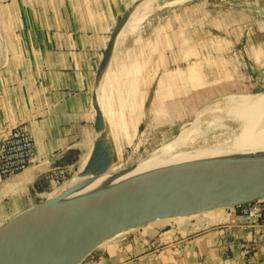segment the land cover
Returning a JSON list of instances; mask_svg holds the SVG:
<instances>
[{
  "label": "crops",
  "instance_id": "0c3cea01",
  "mask_svg": "<svg viewBox=\"0 0 264 264\" xmlns=\"http://www.w3.org/2000/svg\"><path fill=\"white\" fill-rule=\"evenodd\" d=\"M4 1L0 146L10 128L24 126L35 158L14 176L0 175V226L57 192L47 172H75L84 164L94 137L96 73L129 12L100 87L115 152L139 133L192 118L190 100L206 98L214 87L233 91L241 81L249 92L264 91V19L253 15L260 0L177 7L181 0ZM239 59L246 65L241 71ZM240 213L234 208L151 225L82 264H264V234Z\"/></svg>",
  "mask_w": 264,
  "mask_h": 264
},
{
  "label": "water",
  "instance_id": "95a60500",
  "mask_svg": "<svg viewBox=\"0 0 264 264\" xmlns=\"http://www.w3.org/2000/svg\"><path fill=\"white\" fill-rule=\"evenodd\" d=\"M195 1L181 0L173 6ZM131 14L114 28L96 73L94 137L84 164L55 194L0 226V264H82L104 245L157 222L264 201V153L161 169L74 197L138 146L140 133L130 146L115 152L100 104V87L116 39Z\"/></svg>",
  "mask_w": 264,
  "mask_h": 264
},
{
  "label": "bare ground",
  "instance_id": "6f19581e",
  "mask_svg": "<svg viewBox=\"0 0 264 264\" xmlns=\"http://www.w3.org/2000/svg\"><path fill=\"white\" fill-rule=\"evenodd\" d=\"M224 102V117L218 116L215 108L201 111L192 119L189 128L181 129L172 141L154 150L144 162L132 166L122 177L112 180L114 175L128 171L120 169L115 172L119 157L104 176L74 197L161 169L264 153V91L226 96ZM227 124L237 127L235 130H229ZM216 132L219 134L213 135ZM125 156L119 159L120 168L128 161Z\"/></svg>",
  "mask_w": 264,
  "mask_h": 264
},
{
  "label": "rangeland",
  "instance_id": "374dc122",
  "mask_svg": "<svg viewBox=\"0 0 264 264\" xmlns=\"http://www.w3.org/2000/svg\"><path fill=\"white\" fill-rule=\"evenodd\" d=\"M4 4L6 5V2L4 0H0V10L2 8L1 6L4 5ZM253 15H254L255 18L264 19V0H260V1H258L256 3ZM1 22H2V16H1V11H0V23ZM6 29L7 28H5L4 26L0 25V34H6ZM239 63H240L239 70L241 71L246 65L244 64V62L242 60H240ZM236 83H237L236 84V89L233 90V91L230 90V91L222 92V91H219L217 89V87H214L213 89L208 91V96H206V98H204V97H202L201 95L198 94L199 98H197L196 101H194V99L190 100L191 102H189V108L195 105L194 108H196V109H195L194 113H197V114L200 113L203 110H208L209 108L210 109L212 108V110H213L215 108L216 114L218 116H223L224 117V107L223 106H225V102L224 101H225V97L226 96L260 93V92H254V93L253 92H249V90L247 89L245 84L243 82H241V81H236ZM188 121H189V124H190L192 122L191 118L187 119V120H185L183 122L177 123L172 128L166 126V127L157 128V129H155L153 131L142 133L141 137L138 139V146L136 147V150H135L134 154L128 153V154H126V156L124 155L126 158H128V161L125 162L124 165L121 168L119 167V164L121 162L119 159L124 158V156H120V158L118 159V161L115 164L116 165L115 172L120 171V169L129 170L130 168H132V166L137 165V164H141L142 162H144V160L154 150H156L157 148H159L163 144H166V143H169L170 141H172L177 136V134L179 133V131L181 129L189 128L188 127L189 124L184 125ZM182 125H184V126L182 127ZM233 125L234 124H227V127L229 128V130H235L236 129L237 126L236 125L233 126ZM138 126L139 127L143 126V123H139V124L137 123V125H136L137 129H138ZM216 134H219V132H216L213 135H216ZM191 151H193V150H191ZM73 175H74V170H73V172L69 171L67 173L66 180H68ZM59 186L60 185H58L57 187H59ZM165 222H171V221H165ZM162 223H164V222H157V223H155L153 225H159V224H162Z\"/></svg>",
  "mask_w": 264,
  "mask_h": 264
},
{
  "label": "built area",
  "instance_id": "2783aa9c",
  "mask_svg": "<svg viewBox=\"0 0 264 264\" xmlns=\"http://www.w3.org/2000/svg\"><path fill=\"white\" fill-rule=\"evenodd\" d=\"M35 142L32 134L21 125L10 128L0 147V175L2 178L14 176L34 163ZM69 170L59 167L45 174L48 182L61 185L66 181ZM245 224L257 226L264 234V201L238 207Z\"/></svg>",
  "mask_w": 264,
  "mask_h": 264
}]
</instances>
